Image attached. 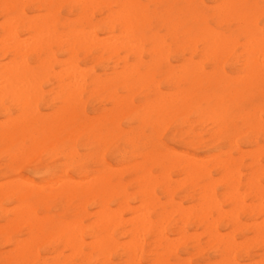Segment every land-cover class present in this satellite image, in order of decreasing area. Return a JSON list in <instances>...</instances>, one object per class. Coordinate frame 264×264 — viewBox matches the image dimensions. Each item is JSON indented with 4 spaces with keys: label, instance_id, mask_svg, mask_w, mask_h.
Segmentation results:
<instances>
[{
    "label": "bare ground",
    "instance_id": "obj_1",
    "mask_svg": "<svg viewBox=\"0 0 264 264\" xmlns=\"http://www.w3.org/2000/svg\"><path fill=\"white\" fill-rule=\"evenodd\" d=\"M0 20L2 264H264V0H0ZM169 122L203 152L164 145Z\"/></svg>",
    "mask_w": 264,
    "mask_h": 264
},
{
    "label": "rangeland",
    "instance_id": "obj_2",
    "mask_svg": "<svg viewBox=\"0 0 264 264\" xmlns=\"http://www.w3.org/2000/svg\"><path fill=\"white\" fill-rule=\"evenodd\" d=\"M207 1V0H206ZM1 21V20H0ZM226 70L227 71H230V69L227 67V65H226ZM162 86H164V84H161ZM164 88V87H163ZM164 90V89H163ZM237 124H239V123H237ZM171 125V126H170ZM170 132H176V123L175 122H169L168 124H167V126H166V130H165V132H164V134H163V136H162V141H163V144L164 145H166V146H168V147H171L172 149H174L175 151L177 150V151H181V152H185V153H190V154H193V155H200V153H202L203 152V149L202 148H200L199 146H190V145H188V144H185V143H182L181 141H179V139H177V138H175V139H170ZM167 133V134H166ZM166 136H168V137H166ZM169 139V140H168ZM167 140H168V142H167ZM241 140H239L238 141V143H239V145H241ZM170 143V144H169ZM185 147V148H184ZM244 150L246 149V147L245 146H241ZM247 149H252V148H247ZM198 153V154H197ZM107 156V157H106ZM37 159H36V163H38V164H48V160H47V158L45 157V156H38V157H36ZM110 160V153L109 152H107L106 153V155H105V159L106 160H108V159ZM0 163H1V160H0ZM27 169V170H26ZM22 170V171H21ZM30 171H32V172H30ZM20 173H21V175L22 176H25V177H27V178H30V179H32L33 181H35V182H39L40 181V179H41V177H40V175L39 174H35V172H33V170L31 169L30 170V168H26V167H23V168H21L20 169ZM38 178V179H37ZM185 206L187 205V204H184ZM10 205H6V208L7 209H10ZM54 209V210H53ZM51 212H52V214L55 212V208H52L51 209ZM2 222H1V220H0V224H1ZM223 231V230H222ZM224 232V231H223ZM236 239H237V241H240V238L239 237H236ZM8 248H5V247H0V252H2V251H5V250H7ZM207 252H210V250L208 251L207 250ZM206 252V254H211V253H207ZM184 257V256H183ZM192 263L193 264H200L199 263V260H197L196 258H193L192 259ZM0 264H2V261L0 260ZM241 264H245L243 261H241Z\"/></svg>",
    "mask_w": 264,
    "mask_h": 264
}]
</instances>
